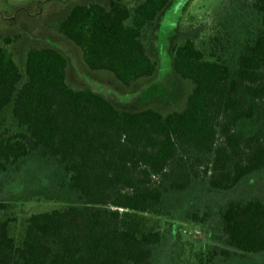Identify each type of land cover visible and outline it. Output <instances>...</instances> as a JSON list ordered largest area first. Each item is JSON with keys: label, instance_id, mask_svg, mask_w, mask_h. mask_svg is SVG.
<instances>
[{"label": "trees", "instance_id": "obj_1", "mask_svg": "<svg viewBox=\"0 0 264 264\" xmlns=\"http://www.w3.org/2000/svg\"><path fill=\"white\" fill-rule=\"evenodd\" d=\"M170 1L75 3L54 28L89 69L130 86L157 71L146 38ZM243 4L259 23L234 49L223 33L208 53L190 37L172 46L173 68L191 88L183 108L168 112L120 109L101 91L72 86L54 46L27 47L21 66L8 47L13 36H3L0 113L11 104L23 129H0V173L31 154L55 158L78 200L59 194L60 204L20 216L0 199V264H152L162 232L150 215H169L172 194L195 176L227 190L264 167V0ZM241 119L255 122L252 132L237 128ZM212 229L224 245L209 243L192 264L264 252V200L228 199Z\"/></svg>", "mask_w": 264, "mask_h": 264}, {"label": "rangeland", "instance_id": "obj_2", "mask_svg": "<svg viewBox=\"0 0 264 264\" xmlns=\"http://www.w3.org/2000/svg\"><path fill=\"white\" fill-rule=\"evenodd\" d=\"M92 1L107 4L108 0H0V42L4 35L13 36L8 47L14 46L12 50L21 66L29 46L59 48L67 57L69 84L101 91L120 109L151 106L168 112L183 108L191 83L176 74L172 46L190 37L208 53L212 35L223 33L230 37L229 47L234 49L259 23L257 16L248 12L247 4H243L242 10L238 8L239 0H171L146 38L147 51L157 61V71L125 86L108 71L89 69L79 48L54 28L73 4ZM127 1L133 5L139 0ZM11 107L7 105L0 113L3 131L23 129L17 125ZM255 127L253 120L241 119L237 123V128L246 134ZM58 173L55 158L31 154L19 168L0 173V199L14 204L20 216L60 204L61 200L54 198L59 194L66 197L64 200L77 201V194L68 191ZM255 196L264 200V167L227 190L209 188L202 177H193L186 190L170 196L169 215H150L158 220L162 232L161 242L154 248L152 264H192L194 252L205 249L209 243L222 244L212 239V224L226 201ZM206 210L208 217L193 219L194 214L201 216ZM231 258L219 259L215 264H263L264 252Z\"/></svg>", "mask_w": 264, "mask_h": 264}]
</instances>
